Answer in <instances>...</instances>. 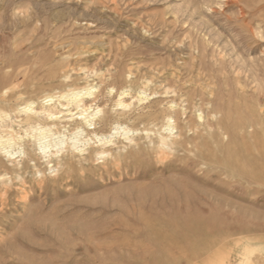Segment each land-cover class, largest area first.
<instances>
[{"label": "rangeland", "instance_id": "rangeland-1", "mask_svg": "<svg viewBox=\"0 0 264 264\" xmlns=\"http://www.w3.org/2000/svg\"><path fill=\"white\" fill-rule=\"evenodd\" d=\"M47 95L61 117L31 123ZM1 110L0 264H264V0H0ZM77 126L85 151L43 155Z\"/></svg>", "mask_w": 264, "mask_h": 264}, {"label": "bare ground", "instance_id": "bare-ground-1", "mask_svg": "<svg viewBox=\"0 0 264 264\" xmlns=\"http://www.w3.org/2000/svg\"><path fill=\"white\" fill-rule=\"evenodd\" d=\"M86 94L88 95V92H84V89H82V90H73L70 94H68V96H67L68 97V100H66V101L69 103V105L75 103L76 104L75 106H77L76 107L77 109H78V107H82L84 109V113H86V112H88V110H90L89 108H86L85 107L86 105L84 106L82 104V102L84 101L83 97ZM53 100H54V96L53 95H47V96H44L43 98L40 99V102H39V104H38L37 107L36 106H33L35 103L34 104L31 103L29 105H26L24 108H22V110L28 115V119L31 121V123L33 121H35V120L36 121H42L43 119H47L49 121H56V120H58L61 117L60 114L62 113V111L61 110H56L57 108H59V106H55L54 107L55 110H53V109L50 108V106L48 105V103L50 101H53ZM69 105H68V107H69ZM90 107L92 108V106H90ZM221 111L222 110L219 111V110L216 109V111H214V112H215V114L217 116L219 113H221ZM0 112H2V110ZM4 113L5 112H3V114ZM84 113H83V115H84ZM97 113H99V111L93 113L92 115H96ZM74 115L75 114H72L70 117H74ZM90 115L87 114V116L83 117L84 118V122H85L84 124L87 127H90V126H92L94 124L92 121L95 118L90 119L89 118V117H91ZM239 115L238 116L237 115L235 116L233 114V112L231 110H229V111H226V113L223 115L224 118H222V120L218 119V123L216 122L217 125L218 124H223L225 126V128H227V130H228L227 132H232L233 133V137H232V140H231V145L233 147H236L238 145V143H239L237 129L242 125V122L243 121H247V118H246L245 115H243V116H239ZM199 117H201L200 114H199ZM5 118H7V116L6 117L0 116V129L2 127H4V126H6V128L10 127L9 125L7 127V125H6L7 123L6 124H3ZM152 119L154 120L155 118L152 117ZM167 119H168L167 129L171 133H173L172 131L174 130V126H172V124H171L173 118L171 119V116H170ZM219 121H221V122H219ZM52 125H55V124H52ZM52 125H50V126L49 125H46V124L45 125H41L40 123L38 124V122H37V124H35V126H33L32 131L33 132H41V131L47 130ZM223 125H221V126L223 127ZM219 127H220V125H219ZM75 129H76V132L73 134V136H71V137L69 136L70 137L69 139H64L65 136L63 135L62 138H60V141L59 142H56L54 144V146L56 147L55 152H53L52 150H50L51 149V144L48 141V136H46V135L40 136L39 143H38V147L42 151L43 155L46 156V157L47 156L48 157L51 156V154L58 155V153L62 152L63 150H66V151L70 152L73 155H75L76 151H79V152L85 151L84 149L81 148L80 145L83 144L84 147H85V145H87L88 143H90V141L93 140V139L89 137L88 133H86L85 129H83L81 126L80 127L77 126V127H75ZM122 129H123V135H125L124 138H127L126 140H128L130 137H128L127 135L130 134V130H127L126 128H122ZM2 130H3V128H2ZM7 131H5V132H7ZM25 133H26V131H25ZM115 133H118V132H115ZM158 135L159 136L157 138H154V139L150 138L151 147L148 148V149H144V152H146V154L147 153H154V154L157 155V157L159 159L162 160L161 154H165V150H163V152H164L163 153L161 151V149L168 148L169 150H172L173 148H175V145H177L179 142H177V140H173V138L166 137L165 135H162L161 133H158ZM97 136H99V135H97ZM85 137H87V138H85ZM101 138L100 137H97V139H99V141L102 140ZM6 143H8V144H6ZM15 143H16L15 137H13L11 134L10 135L9 134L8 135H2V134L0 135V145L4 146L3 149L12 148ZM107 143H112V141L111 140L110 141H107ZM116 149H119V147H117ZM9 150H6V154H8L10 152ZM141 151H142L141 148H139L138 152H136V154H134L137 157L138 162H140V163L141 162H144V157H140V152ZM92 152L93 151L90 150L89 154L86 155V156H82V158L84 160H86L87 158H89V157L92 156ZM96 155H101L102 157L107 156V158H109V156H111V159H113V160H119V161L124 158V154L123 153H121L118 150H117V152H114V150H112V148H105V149L103 148L101 150H97V154ZM11 158H13V156H11ZM48 162H50V161H48ZM245 164L247 165V163H245ZM58 165H60L62 167L65 166V171L66 172H69L72 169L73 162L71 160H69V159H66V160H64V162L63 161H59L58 162ZM115 166H116V169L117 170H120L122 168V164L121 163H118V165H115ZM244 168H245V166H244ZM262 168L263 167L260 168L259 173H260V171L261 172H264V171H262L264 168L263 169ZM239 169H240V167H239ZM55 170L56 169H53V171L52 170L51 171L52 172H55ZM242 171H244V170H242ZM242 171H240L239 173H242ZM248 171H246V172L249 173ZM81 172L83 173V171H81ZM250 172L251 173H249L248 175H251V174L254 173L252 170ZM9 184H10V182H9ZM0 195H1V192H0Z\"/></svg>", "mask_w": 264, "mask_h": 264}]
</instances>
